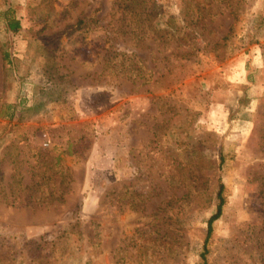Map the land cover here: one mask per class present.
I'll return each mask as SVG.
<instances>
[{"label": "rangeland", "instance_id": "obj_1", "mask_svg": "<svg viewBox=\"0 0 264 264\" xmlns=\"http://www.w3.org/2000/svg\"><path fill=\"white\" fill-rule=\"evenodd\" d=\"M221 182L264 264V0H0V264H199Z\"/></svg>", "mask_w": 264, "mask_h": 264}, {"label": "trees", "instance_id": "obj_2", "mask_svg": "<svg viewBox=\"0 0 264 264\" xmlns=\"http://www.w3.org/2000/svg\"><path fill=\"white\" fill-rule=\"evenodd\" d=\"M119 1L123 4L131 5V6H138V5H142L147 0H119ZM10 12H11V10L8 9L7 12L5 13L6 27L9 30H11L13 33H18L21 30V23ZM137 16L140 17V13H138ZM4 57H5V59L9 60V54L7 52L4 53ZM224 191H225V185H224V183L221 182L220 186H219V190H218L219 203L217 206V211L210 217V219L208 221L207 236H206L205 243H204V249L205 250L201 254L203 262H201L199 264H206V259H207L206 253L208 252L207 243H208V240H209V238L212 234V231H213V223H214V221H216L217 219H219L221 217L222 211H223V206L226 202V199L224 196Z\"/></svg>", "mask_w": 264, "mask_h": 264}]
</instances>
